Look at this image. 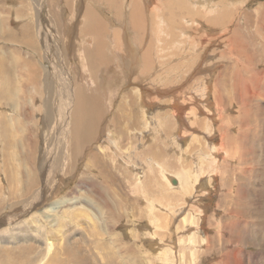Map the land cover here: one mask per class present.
<instances>
[{
	"label": "rangeland",
	"instance_id": "obj_1",
	"mask_svg": "<svg viewBox=\"0 0 264 264\" xmlns=\"http://www.w3.org/2000/svg\"><path fill=\"white\" fill-rule=\"evenodd\" d=\"M76 87L98 103L78 155ZM162 246L175 264H264V0H0V264H161Z\"/></svg>",
	"mask_w": 264,
	"mask_h": 264
},
{
	"label": "bare ground",
	"instance_id": "obj_2",
	"mask_svg": "<svg viewBox=\"0 0 264 264\" xmlns=\"http://www.w3.org/2000/svg\"><path fill=\"white\" fill-rule=\"evenodd\" d=\"M236 1H238V0H236ZM135 2V1H134ZM198 2V1H197ZM205 2V1H204ZM200 3H202V1H200ZM208 3H210V2H208ZM133 6H134V3H133ZM137 6V5H136ZM206 6V5H205ZM212 6V5H211ZM149 7V6H148ZM133 9L135 8V6L134 7H132ZM137 9H138V7H136ZM143 8V7H142ZM155 8V7H154ZM213 8V7H212ZM130 9V8H129ZM201 9V8H200ZM211 9V8H210ZM139 11L141 10V9H138ZM143 10V9H142ZM161 10V9H160ZM160 10H158V11H160ZM213 10V9H212ZM131 11V10H130ZM129 11V12H130ZM135 12H136V9L134 10ZM147 12V11H146ZM145 12V13H146ZM205 12V11H204ZM140 13H141V11L139 12V14H138V12H137V14H138V16L140 17ZM152 13V12H151ZM133 15V14H132ZM131 15V16H132ZM161 15H159V17H160ZM94 17V16H93ZM96 18V21L95 20H93V28H90L92 31V33L94 34V36L97 38H99L100 39V37H101V35L102 36H107L108 35V32H109V27L108 26H106V25H108V24H105V23H103V22H101V21H97L99 18L98 17H95ZM127 18H128V16H127ZM110 19V18H109ZM140 19V18H139ZM157 19V18H156ZM134 20H136V19H134ZM161 20V19H160ZM90 21V20H89ZM109 21V20H108ZM159 21V20H158ZM162 21V20H161ZM136 22V21H135ZM132 23H133V21H132ZM157 23V22H156ZM131 24V23H130ZM139 24V22H137V25ZM160 24H161V22H160ZM135 26H136V23L134 24ZM140 25V24H139ZM126 26V25H125ZM137 27V26H136ZM138 28V27H137ZM113 29V28H112ZM160 29V28H159ZM154 30V29H153ZM121 31H122V29H121ZM128 31V30H127ZM159 31H162V30H159ZM126 32V31H125ZM122 33V32H121ZM119 31H111L110 30V37L113 39V43H115V46H118V45H121L122 46V48H121V52H125L126 54H128V53H130V57H131V61L129 62V57L127 58L128 60V62L130 63H128L129 64V66H130V68L133 70L134 68L135 69H137V68H139V66H141L142 67V57L140 58L138 55L140 54V56H141V53H138V49H136V44H134L133 43V41H132V39H130V38H128L127 37V39H125V42H124V39H123V37H122V34H121ZM131 34V33H130ZM129 33H128V36L130 35ZM130 37V36H129ZM111 38H109V39H111ZM112 39H111V41H112ZM100 41V40H99ZM98 41V42H99ZM125 44H124V43ZM100 43H102V42H99L98 44H97V46H96V53L99 55V57L98 56H96V57H98V59H99V63H100V66H101V64L102 65H108V63L106 62L107 60H106V58L105 57H103V55H104V52H105V46H101L100 45ZM31 45L32 46V42H28V45ZM105 45V44H104ZM125 45V46H124ZM92 46V45H91ZM123 46H124V48H123ZM140 46V45H139ZM141 47V46H140ZM179 47V46H178ZM117 48V47H116ZM152 49V48H151ZM124 50V51H123ZM163 50V49H162ZM91 52H93V51H91ZM95 54V53H94ZM96 54V55H97ZM144 54H146V53H144ZM106 55V54H105ZM104 55V56H105ZM134 55H135V57H134ZM128 56H129V54H128ZM92 57V56H91ZM121 58V57H120ZM124 58V57H123ZM90 59V58H89ZM122 59V58H121ZM93 60V59H92ZM120 61V60H119ZM96 62V61H95ZM113 63V62H112ZM120 63V62H119ZM121 63H124V62H121ZM148 63V62H147ZM125 64H126V62H125ZM150 64V63H149ZM157 64V63H156ZM148 65V64H147ZM154 65V64H153ZM19 66H20V64H19ZM16 67H18V66H16ZM111 67H113L114 68V66L113 65H111V66H109L108 68L109 69H106L105 68V70H102V73L104 72L105 73V71H106V73L107 72H109L111 69ZM3 69V68H2ZM128 70V69H127ZM126 70V71H127ZM90 72V71H89ZM134 73H135V71H134ZM88 74V73H87ZM136 74H137V76H138V73L136 72ZM90 76V75H89ZM91 77V76H90ZM92 84V83H91ZM79 85V84H78ZM70 86V85H69ZM49 87V86H48ZM70 88V87H69ZM83 87H80V88H78V87H76L73 91H72V93L71 94H68L69 96V99H68V101H67V106H68V111H66L67 113H66V116H65V118L66 119H68V128H69V133H70V135L68 136L69 137V140L68 141H70L71 143V145L73 146V150H74V153L75 154H79V152H80V149L83 147V145H84V143H87V137H89L90 135H89V133H88V131L90 130L91 131V129H93V124H95V122H96V120L94 119V118H92L94 115H96V114H98V111H97V109H96V106H98V103L96 102V100H95V98L93 97L94 95H93V92H87L89 95L87 96V94H86V92H85V90L84 89H82ZM68 91V90H67ZM142 91V89H140V92H139V99L140 100H142L144 97H143V93L141 92ZM52 95V94H51ZM86 96L88 97V98H86ZM91 99H92V101H93V103L94 104H92V101H91ZM51 101V100H50ZM50 101H49V103L47 104V106L50 104ZM173 102V101H172ZM135 104H136V102H135ZM176 105V108L177 107H179L178 106V104L176 103L175 104ZM93 107H95V108H93ZM92 108H93V111H92ZM173 108V107H172ZM182 109V108H181ZM51 111V110H50ZM62 111V110H61ZM148 111V110H147ZM174 111V110H173ZM179 111V110H178ZM49 112V111H48ZM63 112H65V111H63ZM146 112V111H145ZM184 112V111H183ZM86 113V114H85ZM143 113V112H142ZM178 113V112H177ZM61 114H62V112H61ZM178 114H180V113H178ZM177 114V115H178ZM173 115V114H172ZM91 116V118H88V117H90ZM174 116V115H173ZM179 116V115H178ZM14 119V118H13ZM165 121V120H164ZM179 121V120H178ZM94 122V123H93ZM22 122L17 118V119H14V124H15V130H18V128H20V127H18V126H21L20 124H21ZM84 124H86V126L88 127V129H87V131H84L85 129L83 128V125ZM65 127V126H64ZM20 130V129H19ZM161 130V129H160ZM92 132V131H91ZM142 134V133H141ZM212 136V135H211ZM213 139V138H212ZM19 144V143H18ZM146 145H142L141 146V149L143 148V147H145ZM208 146V145H207ZM127 155H128V158L127 159H129L128 161H129V163L131 162V159H134L135 157H134V154L131 152V150L130 149H128L127 150ZM144 153V155H145V153H146V151L145 152H143ZM149 156H151V153L150 154H148V152H147V154L144 156V158L141 160V162H144V161H147L148 160V158L147 157H149ZM151 159V158H150ZM204 162V161H203ZM133 165V164H132ZM134 166V165H133ZM148 166V165H147ZM149 167H150V165H149ZM159 167H161V165L159 164ZM198 168V167H197ZM150 170V169H149ZM160 171H161V174H162V177H163V179L165 180V181H167V183H169V185L172 187V189H181V188H183V187H181L180 186V184L178 185V186H180V188H178V186L177 187H173V185H171L170 184V176H167V173L166 172H164L165 171V169H164V171H163V167H162V170L160 169ZM205 171V170H204ZM187 172V171H186ZM185 172V173H186ZM195 172V171H194ZM195 173H197V172H195ZM126 174V173H125ZM186 175V174H185ZM197 175V174H196ZM199 175V174H198ZM127 176V175H126ZM136 176H137V179H141L142 177H140L139 176V174H136ZM23 177V176H22ZM198 177H200V175L198 176ZM197 177V178H198ZM30 177L28 176V179H29ZM32 178H33V176H32ZM103 178H104V181H103V184L108 188V187H114L115 185H117V181H118V177H117V175L116 174H114V173H112L111 175H107V176H103ZM183 179V178H182ZM127 181V180H126ZM108 183H110V185L108 184ZM81 184V183H80ZM187 184V183H186ZM82 185H84V186H88L87 188H91V185H87V184H85V183H82L81 184V186ZM131 185H133V184H131ZM130 185V186H131ZM81 186H77V190L81 187ZM137 186H138V188H139V190L141 191V189L143 190V187H144V185H141V184H139V183H137ZM136 186V187H137ZM184 186V185H183ZM105 187V188H106ZM87 190V189H86ZM138 191V190H137ZM184 191V193H187V192H185V189L183 190ZM182 192V191H181ZM95 193H98L96 190H95ZM134 193V192H133ZM75 194H76V192H75ZM137 194V193H136ZM111 195V194H110ZM114 195V194H113ZM109 195H107V197H108ZM75 199H79V197L78 198H76L75 196H74V194L73 195H69L68 197H64V198H62V199H60L59 201H57L56 202V204H53L52 206H51V210L52 211H55V210H57V209H59L62 205H72V200H75ZM153 201V200H152ZM151 202V201H150ZM156 202V201H155ZM147 208H148V210H149V213L150 214H152L151 215V218H156V205L153 203V202H151V203H148V205H147ZM180 210V209H179ZM194 218V217H193ZM152 220V219H151ZM153 221V220H152ZM197 221V220H196ZM156 222V221H155ZM158 222H159V220H158ZM185 223V225L184 226H188V224L189 225H193L194 224V222L191 220L190 222H184ZM154 225H155V223H154ZM156 226V225H155ZM161 226V225H160ZM150 236L151 235V233H148L147 234V236ZM151 236H153V235H151ZM188 240H190V242L191 241H193L194 242V240L192 239V238H190V239H188ZM168 247V246H167ZM160 248V247H159ZM162 248H163V246H162ZM161 250H159V254H157V255H155V257L156 256H158V258H161L162 259V263L161 264H175L174 263V261H175V259H176V256L175 255H173V251L174 250H170L169 248H163L162 249V251L160 252ZM53 259H54V257H53ZM52 259V262H55L54 260ZM82 262H85V261H81V259H80V261L79 262H77L76 261V264H78V263H82ZM4 264V263H3Z\"/></svg>",
	"mask_w": 264,
	"mask_h": 264
},
{
	"label": "water",
	"instance_id": "obj_3",
	"mask_svg": "<svg viewBox=\"0 0 264 264\" xmlns=\"http://www.w3.org/2000/svg\"><path fill=\"white\" fill-rule=\"evenodd\" d=\"M174 183H177V181H173Z\"/></svg>",
	"mask_w": 264,
	"mask_h": 264
}]
</instances>
